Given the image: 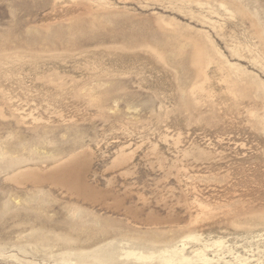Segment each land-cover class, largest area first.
Masks as SVG:
<instances>
[{"label":"rangeland","instance_id":"374dc122","mask_svg":"<svg viewBox=\"0 0 264 264\" xmlns=\"http://www.w3.org/2000/svg\"><path fill=\"white\" fill-rule=\"evenodd\" d=\"M0 264H264V0H0Z\"/></svg>","mask_w":264,"mask_h":264},{"label":"bare ground","instance_id":"6f19581e","mask_svg":"<svg viewBox=\"0 0 264 264\" xmlns=\"http://www.w3.org/2000/svg\"><path fill=\"white\" fill-rule=\"evenodd\" d=\"M81 167V163L79 162H75L73 165H69V167H67V169H62L61 171H58L56 173H53V175H49L47 176L49 179H53L54 178H65V177H68L70 178V174H73L72 172H74L78 167ZM70 172V173H69ZM70 179H68L67 181H69ZM75 189H79L81 190L80 188V185L81 183L78 182V181H75ZM78 187V188H77ZM67 190V189H66ZM133 215V214H132Z\"/></svg>","mask_w":264,"mask_h":264}]
</instances>
